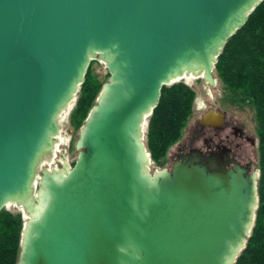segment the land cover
<instances>
[{
  "label": "water",
  "instance_id": "1",
  "mask_svg": "<svg viewBox=\"0 0 264 264\" xmlns=\"http://www.w3.org/2000/svg\"><path fill=\"white\" fill-rule=\"evenodd\" d=\"M262 1L0 0V211L25 219L18 264L237 262L260 170L194 152L151 173L145 126L163 86H217L218 56ZM92 61L109 78L77 160L39 173ZM223 118L210 110L199 125Z\"/></svg>",
  "mask_w": 264,
  "mask_h": 264
},
{
  "label": "trees",
  "instance_id": "2",
  "mask_svg": "<svg viewBox=\"0 0 264 264\" xmlns=\"http://www.w3.org/2000/svg\"><path fill=\"white\" fill-rule=\"evenodd\" d=\"M92 61L77 93L70 121L80 129L105 84ZM214 74L224 99L248 102L255 112L259 139V206L255 225L235 264H264V0L249 14L246 24L232 35L217 58ZM109 76V75H108ZM196 92L183 82L163 86L149 118L146 145L152 160L165 166L169 149L182 137L193 115ZM24 220L21 213L0 211V264H18Z\"/></svg>",
  "mask_w": 264,
  "mask_h": 264
},
{
  "label": "rangeland",
  "instance_id": "3",
  "mask_svg": "<svg viewBox=\"0 0 264 264\" xmlns=\"http://www.w3.org/2000/svg\"><path fill=\"white\" fill-rule=\"evenodd\" d=\"M94 69H95V73L106 84L108 82L109 73L106 69L105 64L98 61V63L94 64ZM189 81L191 82H188V79L186 80L185 78L184 80L180 82L185 83L189 87L193 88L194 91L196 92V99L194 101V106H193V115L189 119L188 124L184 129L181 139L169 149L165 166H162V167L157 166L151 157V168H150L151 173H153L154 171L162 170L166 168L170 169V166L172 165L173 161L176 159V156L178 153L177 152L178 147L186 148L188 143H191V141H193V139L196 137L197 130L199 132V129H200L199 121L202 119L204 114H206L210 110H214V111L218 110L223 113H226L228 116V120L239 122L240 125L242 127H246L248 131L250 132V134L254 138H256V140L259 142L258 127H257L256 118H255V112L248 102L231 103L230 101L225 100L220 82H218L216 87L214 88L212 87L208 89L205 81L202 78L196 77L195 80L194 78H192V80L189 78ZM76 101H77V97L75 99V102L71 105L68 114L66 115V112H65L64 115H62V117L60 116L61 118L64 119V121L62 120L63 122L61 123L59 120L60 122L59 124H61L60 125L61 132L58 137V143L55 147L56 149H54L51 152V155H50L51 158L50 156H48V157H45L44 160L42 159V162L40 163V166H39V171H38L39 173L43 170H50V171L53 169L57 170L62 165L63 158L67 159V162L70 164L71 167L74 166L77 160V156H78V151L76 149V143L79 139L81 129L91 112V111L89 112L87 118L84 120L83 125L80 127V129L76 130L70 121V116L76 105ZM96 102H95V105H96ZM147 130H148V126H145V137H144L145 144L147 140L146 139ZM250 169H251V172L260 170L259 169V149L257 150L256 157L253 160ZM38 179L39 178H37V181ZM6 210L14 212V213L22 214L20 209H18L17 207H14V205H11V204L7 206ZM23 220L25 223L24 217H23Z\"/></svg>",
  "mask_w": 264,
  "mask_h": 264
},
{
  "label": "flooded vegetation",
  "instance_id": "4",
  "mask_svg": "<svg viewBox=\"0 0 264 264\" xmlns=\"http://www.w3.org/2000/svg\"><path fill=\"white\" fill-rule=\"evenodd\" d=\"M221 113L224 115L223 123L217 127L200 126L201 133L197 130L196 137L186 148L178 147L174 161L199 152L201 160L207 165L214 163L224 165L228 169L238 164L251 168L259 149V142L246 127H242L237 121L228 120L227 114Z\"/></svg>",
  "mask_w": 264,
  "mask_h": 264
},
{
  "label": "bare ground",
  "instance_id": "5",
  "mask_svg": "<svg viewBox=\"0 0 264 264\" xmlns=\"http://www.w3.org/2000/svg\"><path fill=\"white\" fill-rule=\"evenodd\" d=\"M189 78H190L191 80H192V78H194V80L196 79V77H186V80L188 79V82H191V81H189ZM188 82H187V83H188ZM69 110H70V108H68L66 111H64V113L66 112V115H67L68 112H69ZM64 113H63L62 115H64ZM62 115H61V117H62ZM61 117H60L59 120H60V122L62 123V122L64 121V119L61 118ZM62 120H63V121H62ZM60 122H59V123H60ZM60 125H61V124H60ZM55 149H56V148H55ZM52 157H53V156H52ZM50 158H51V156H50ZM50 158H49V159H50ZM43 160H44V159H43ZM46 160H48V159H46ZM59 169H60V168H59Z\"/></svg>",
  "mask_w": 264,
  "mask_h": 264
}]
</instances>
